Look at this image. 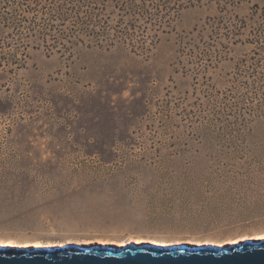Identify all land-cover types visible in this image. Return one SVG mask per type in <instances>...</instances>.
<instances>
[{
  "label": "rangeland",
  "instance_id": "obj_1",
  "mask_svg": "<svg viewBox=\"0 0 264 264\" xmlns=\"http://www.w3.org/2000/svg\"><path fill=\"white\" fill-rule=\"evenodd\" d=\"M12 27L0 25V246L264 239V88L246 68L264 72V0L184 7L145 55L42 46L19 60L2 44Z\"/></svg>",
  "mask_w": 264,
  "mask_h": 264
},
{
  "label": "trees",
  "instance_id": "obj_2",
  "mask_svg": "<svg viewBox=\"0 0 264 264\" xmlns=\"http://www.w3.org/2000/svg\"><path fill=\"white\" fill-rule=\"evenodd\" d=\"M201 1L0 0V25L13 26L10 34L13 45L2 44L20 56L19 60H24L28 47L34 49L42 46L49 54H71L79 46L109 49L119 45L131 53L145 55L157 41L155 33L169 23L173 14ZM25 14H31V17ZM67 20L80 26L69 29L40 26L42 22ZM26 23L36 27H26ZM259 63L254 61L246 68L260 84L257 89L261 90L264 88V72L258 70ZM242 85H246V82ZM207 123L208 127L214 128L221 121L215 118Z\"/></svg>",
  "mask_w": 264,
  "mask_h": 264
},
{
  "label": "water",
  "instance_id": "obj_3",
  "mask_svg": "<svg viewBox=\"0 0 264 264\" xmlns=\"http://www.w3.org/2000/svg\"><path fill=\"white\" fill-rule=\"evenodd\" d=\"M0 264H264V239L226 246H0Z\"/></svg>",
  "mask_w": 264,
  "mask_h": 264
},
{
  "label": "bare ground",
  "instance_id": "obj_4",
  "mask_svg": "<svg viewBox=\"0 0 264 264\" xmlns=\"http://www.w3.org/2000/svg\"><path fill=\"white\" fill-rule=\"evenodd\" d=\"M107 244H109V243L105 242L103 245H107ZM138 244H140V243H138ZM35 246L38 248V245H35ZM80 246H83V247H90V246H95V245L86 246L85 243H82ZM197 246H198V245H197ZM24 247H27V246H24ZM119 247H122V246H119ZM50 248H51V246H50Z\"/></svg>",
  "mask_w": 264,
  "mask_h": 264
}]
</instances>
